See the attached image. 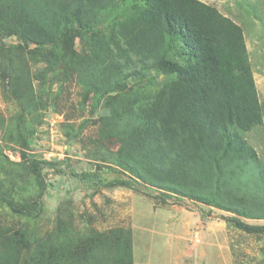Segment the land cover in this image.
Here are the masks:
<instances>
[{"label":"trees","instance_id":"1","mask_svg":"<svg viewBox=\"0 0 264 264\" xmlns=\"http://www.w3.org/2000/svg\"><path fill=\"white\" fill-rule=\"evenodd\" d=\"M79 35L86 53L76 48ZM12 37L19 43L3 42ZM0 40L3 90L22 113L37 108L34 80L42 78L31 73L30 60L44 62L48 71L70 65L84 94L103 102L100 138L134 179L104 181L89 169L76 174L83 182H141L146 190L191 198L211 208L206 215L214 207L237 228L264 234V223L250 222L264 220V163L247 135L264 124V109L243 28L215 4L0 0ZM147 71L169 78L154 89H127L128 79ZM19 165L35 177L39 197L46 190L43 169L61 172L58 163L39 158ZM4 200L20 211L34 203ZM27 247L24 230L0 225V264H138L131 228H90L62 238L52 232L24 257Z\"/></svg>","mask_w":264,"mask_h":264},{"label":"rangeland","instance_id":"2","mask_svg":"<svg viewBox=\"0 0 264 264\" xmlns=\"http://www.w3.org/2000/svg\"><path fill=\"white\" fill-rule=\"evenodd\" d=\"M204 1L215 4L243 28L264 109V0ZM3 42L13 45L19 40L12 37ZM75 42L86 53L85 38L79 35ZM29 67L42 78L34 80L37 108L23 113L15 98L5 95L0 77V225L26 232L24 257L52 232L59 238L79 237L90 228L124 227L133 230L138 264H264V234L237 228L214 207L209 216L205 214L209 206L185 196L165 197L157 188L146 190L141 182L140 187L91 186L77 177L90 169L104 181L133 178L115 164L116 150L100 138L103 102L93 93L84 94L86 89L75 70L60 63L48 71L44 62L32 60ZM168 78L162 72L147 71L141 79H128L127 89H154ZM247 135L264 163V124ZM28 158L61 167L60 173L43 169L46 190L42 197L35 177L19 165ZM4 197L34 203L20 211L11 208Z\"/></svg>","mask_w":264,"mask_h":264}]
</instances>
